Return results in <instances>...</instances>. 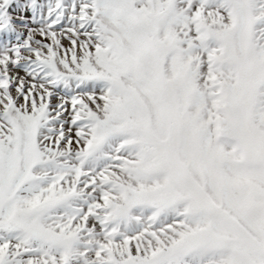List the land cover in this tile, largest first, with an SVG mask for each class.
Returning <instances> with one entry per match:
<instances>
[{
  "label": "snow or ice",
  "instance_id": "obj_1",
  "mask_svg": "<svg viewBox=\"0 0 264 264\" xmlns=\"http://www.w3.org/2000/svg\"><path fill=\"white\" fill-rule=\"evenodd\" d=\"M0 264H264V0H0Z\"/></svg>",
  "mask_w": 264,
  "mask_h": 264
}]
</instances>
